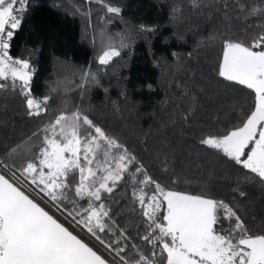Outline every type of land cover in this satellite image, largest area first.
<instances>
[{"label": "snow or ice", "instance_id": "1", "mask_svg": "<svg viewBox=\"0 0 264 264\" xmlns=\"http://www.w3.org/2000/svg\"><path fill=\"white\" fill-rule=\"evenodd\" d=\"M27 2L0 0V90L19 94L27 114L43 118L51 98L34 97L36 69L29 59L10 55ZM87 2L101 5L106 14L122 12L105 0ZM203 2L193 0L198 8ZM223 6L229 7L227 0ZM238 6L243 12L244 5ZM255 27L258 32L249 26L242 38L224 34L218 64V76L250 90L251 103L241 105L230 126L199 143L264 183V24ZM140 30L152 31L143 25ZM126 47L125 37L117 47L101 32L99 64L110 65ZM91 81L97 82L94 74ZM68 115L79 127L65 134L62 124ZM33 138H42L36 153L28 146ZM19 157L22 163L16 162ZM168 170L165 161L161 171ZM118 188L125 193L124 207L139 218L134 234L117 220ZM233 191L247 195L239 187ZM0 264H264V226L257 230L246 222L236 196L194 193L180 189L177 180L161 183L137 154L76 108L58 113L33 131L28 143L0 156Z\"/></svg>", "mask_w": 264, "mask_h": 264}, {"label": "trees", "instance_id": "2", "mask_svg": "<svg viewBox=\"0 0 264 264\" xmlns=\"http://www.w3.org/2000/svg\"><path fill=\"white\" fill-rule=\"evenodd\" d=\"M105 2L120 7L121 14H106L87 0H28L10 55L29 59L36 69L33 95L51 98L49 113L30 117L19 94L0 90V156L28 143L31 133L58 113L79 108L137 154L161 183L177 180L180 189L194 193L236 196L242 217L259 230L264 226V183L199 141L230 126L241 105L251 103L250 90L218 76V64L224 34L242 38L249 26L259 31L255 26L264 24V0H227L228 8L223 0H204L199 8L193 0ZM141 25L152 31H141ZM101 32L117 47L122 36L128 44L108 66L98 62ZM41 145L42 138H33L28 146L36 153ZM165 161L169 170L162 172ZM237 187L247 195L239 197L233 191ZM114 198L118 222L134 234L139 218L124 207L122 188ZM76 233L87 241L79 228ZM99 251L110 259L103 248Z\"/></svg>", "mask_w": 264, "mask_h": 264}, {"label": "clouds", "instance_id": "3", "mask_svg": "<svg viewBox=\"0 0 264 264\" xmlns=\"http://www.w3.org/2000/svg\"><path fill=\"white\" fill-rule=\"evenodd\" d=\"M78 127H79V122L75 119V117L72 115H68L62 124V131L65 134H69L74 129H78Z\"/></svg>", "mask_w": 264, "mask_h": 264}]
</instances>
